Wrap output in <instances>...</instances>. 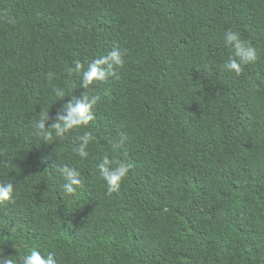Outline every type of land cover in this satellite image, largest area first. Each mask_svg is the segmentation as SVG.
I'll return each instance as SVG.
<instances>
[{
  "label": "trees",
  "instance_id": "1",
  "mask_svg": "<svg viewBox=\"0 0 264 264\" xmlns=\"http://www.w3.org/2000/svg\"><path fill=\"white\" fill-rule=\"evenodd\" d=\"M229 29L257 52L240 75L223 68ZM113 48L118 78L85 90L68 74ZM85 91L99 97L88 126L38 136L42 113L47 126ZM104 155L132 164L116 192ZM62 165L81 172L75 194ZM6 179L0 251L13 259L37 248L57 264H264V0H0Z\"/></svg>",
  "mask_w": 264,
  "mask_h": 264
},
{
  "label": "clouds",
  "instance_id": "2",
  "mask_svg": "<svg viewBox=\"0 0 264 264\" xmlns=\"http://www.w3.org/2000/svg\"><path fill=\"white\" fill-rule=\"evenodd\" d=\"M14 23L15 21H11ZM224 41L234 49V55L230 56L224 63L226 71L240 75L245 65L254 62L257 58L256 49L247 41L241 39L240 33L231 29L224 33ZM124 65L123 53L118 48H113L107 55H100L92 59L85 68L79 61H74V66L67 68L69 75L78 74L80 76V87L87 90L89 86L97 82H106L110 77L118 78L116 69ZM115 66V67H114ZM48 78L52 79L53 74L48 73ZM54 95L57 99H64L67 95L63 88H54ZM99 97L89 95L85 91L81 97H73L67 100L57 111L53 122L46 126L49 119V111L42 113L40 118L34 122L39 137L45 141H53L55 138H63L70 131L86 127L94 119L93 109L97 105ZM80 143L74 149L81 159L89 156L88 145L93 140L91 132L85 131L78 137ZM122 142V141H121ZM131 163L114 161L108 155H104L98 164L99 172L107 184L109 193L119 190L121 182L127 177ZM63 179L61 188L65 194H75L83 186L81 172L68 165L59 166L57 169ZM15 199V185L12 180H0V204L13 202ZM5 256L0 251V264H57V258L49 251L42 254L37 248H32L27 254Z\"/></svg>",
  "mask_w": 264,
  "mask_h": 264
}]
</instances>
